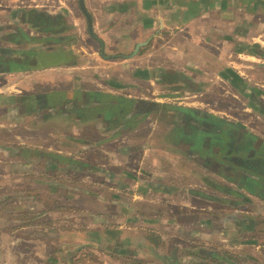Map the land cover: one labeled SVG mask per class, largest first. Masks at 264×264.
<instances>
[{
	"label": "crops",
	"instance_id": "crops-1",
	"mask_svg": "<svg viewBox=\"0 0 264 264\" xmlns=\"http://www.w3.org/2000/svg\"><path fill=\"white\" fill-rule=\"evenodd\" d=\"M51 2L0 3V264L260 262L264 0Z\"/></svg>",
	"mask_w": 264,
	"mask_h": 264
},
{
	"label": "flooded vegetation",
	"instance_id": "flooded-vegetation-1",
	"mask_svg": "<svg viewBox=\"0 0 264 264\" xmlns=\"http://www.w3.org/2000/svg\"><path fill=\"white\" fill-rule=\"evenodd\" d=\"M197 114H195V116H196ZM195 116H193L194 118H196ZM200 118H202V120L205 118L206 120H200V119H198L197 118V121H198V123H199V121H200V124L201 125H204V126H209V128H211V123L209 124L208 122V120H210V121H215L214 119H211V118H207V117H204V116H202V117H200ZM195 120V119H194ZM196 121V120H195ZM196 121V122H197ZM203 124H202V123ZM214 126H216L217 128H219L220 129V132H224V134H220L219 135V139L221 140V141H223L224 139H226L225 137H228V138H230L231 137V133H230V131H229V129H227L226 128V124H219V123H216V125H214ZM212 127H213V125H212ZM223 128H224V131H222L223 130ZM232 138H230L229 140H231ZM233 140V139H232ZM232 140H231V142H232ZM221 144V143H220ZM228 146H229V143L227 144ZM230 145H233V146H235V142L233 141ZM236 147V146H235ZM213 153H214V155L215 154H219L220 153V151H216V150H213ZM215 158V160L214 159H211L210 157L208 158V162L205 164V166H207V168L209 169V170H217V168L219 167V166H222V165H218L217 164V156L216 157H214ZM223 158H226L225 156H223ZM214 162H216V163H214ZM219 162V161H218ZM225 164H227V163H229V167L231 166H233L234 164V159L231 157V158H228V159H225ZM228 165V164H227ZM227 168L226 169V167L225 166H223L222 167V169H224V173H225V175H227V177H229L230 178V176H229V173H230V168Z\"/></svg>",
	"mask_w": 264,
	"mask_h": 264
},
{
	"label": "rangeland",
	"instance_id": "rangeland-1",
	"mask_svg": "<svg viewBox=\"0 0 264 264\" xmlns=\"http://www.w3.org/2000/svg\"><path fill=\"white\" fill-rule=\"evenodd\" d=\"M0 3H4L6 5L25 4V5H31V6L37 4L36 6L45 5L46 8H51L52 7L51 5H53V2H51V0H0ZM260 258L262 259L260 262L256 261L255 263H252V264H264V262H262L264 261V256H261ZM248 262L245 259V261L240 260L239 263L246 264Z\"/></svg>",
	"mask_w": 264,
	"mask_h": 264
},
{
	"label": "water",
	"instance_id": "water-1",
	"mask_svg": "<svg viewBox=\"0 0 264 264\" xmlns=\"http://www.w3.org/2000/svg\"><path fill=\"white\" fill-rule=\"evenodd\" d=\"M78 3H79V7L81 9V11L83 12V14L86 16L87 18V21H88V27H89V32L92 33V30H91V19L88 15V13L86 12L85 10V7H84V3H83V0H78ZM226 138V137H225ZM260 172L262 173V175L264 176V167H262V169H259ZM262 170V171H261ZM258 173V172H257Z\"/></svg>",
	"mask_w": 264,
	"mask_h": 264
}]
</instances>
